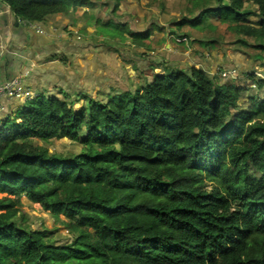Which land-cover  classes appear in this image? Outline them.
<instances>
[{
    "label": "trees",
    "instance_id": "16d2710c",
    "mask_svg": "<svg viewBox=\"0 0 264 264\" xmlns=\"http://www.w3.org/2000/svg\"><path fill=\"white\" fill-rule=\"evenodd\" d=\"M1 1L22 21L44 22L87 0ZM192 9L176 20L178 40L222 28L264 63V0ZM215 34L200 39L208 52L220 45ZM129 37L152 50L148 32ZM151 70L136 88L42 94L4 120L0 264H264V98L239 102L264 79L246 71L243 86L196 65ZM60 138L80 150L52 151ZM22 197L64 218L69 240L22 224Z\"/></svg>",
    "mask_w": 264,
    "mask_h": 264
},
{
    "label": "crops",
    "instance_id": "0c3cea01",
    "mask_svg": "<svg viewBox=\"0 0 264 264\" xmlns=\"http://www.w3.org/2000/svg\"><path fill=\"white\" fill-rule=\"evenodd\" d=\"M149 1L79 2L69 13L54 14L44 22H36L43 30L40 33L0 0V84L19 76L27 87L42 94L58 93L61 89L71 94L96 96L100 92L136 88L150 81L151 76H144L143 72L152 67L153 73L164 72L165 65L185 67L199 63L204 68L201 59L192 64L180 60L188 56V49L195 48L196 44H185V52L179 45L177 50L169 48L163 26L154 20L150 22V17L156 14H151ZM102 25L119 33H102ZM130 32H148L152 50L133 44ZM126 41L130 51L121 61L119 52L123 51ZM204 60L207 62L204 69L212 75L218 74L221 58ZM222 69L237 71L235 65L228 63ZM2 103L5 108L0 111V127L26 104L6 98Z\"/></svg>",
    "mask_w": 264,
    "mask_h": 264
},
{
    "label": "rangeland",
    "instance_id": "374dc122",
    "mask_svg": "<svg viewBox=\"0 0 264 264\" xmlns=\"http://www.w3.org/2000/svg\"><path fill=\"white\" fill-rule=\"evenodd\" d=\"M151 1V14H156V17H150V22L153 20L161 24L163 26L164 31L166 32V41L168 44H170V49L177 50L179 41H184L188 46H191V42H196L197 47L196 48H189L188 49V56H182L180 57L183 61H187V63L198 61L201 63L202 66L205 68L207 67L205 64L207 63L204 58H207L208 61L214 60L216 57H220L222 60V63L220 64V70L219 72H223L222 67L228 63L229 65H235L237 69V73L235 74L236 78L242 79L241 84L243 86L249 85V78L246 77V71H249L250 73H255L256 76H258V73H261L264 75V63L258 62L257 57L254 56V52L246 51V54L243 53V48L241 47L237 35H224L223 29L220 28L219 31L215 32L214 30L210 29L209 27H206L205 29L199 28L197 30L192 31V37L189 38H182L178 40V35L183 33V31L178 30L176 25V20H180V18L184 15L191 16L197 15L200 10L198 9H192L193 4L197 2V0H150ZM149 1V2H150ZM158 5H161L162 8H159ZM160 13H159V9ZM155 10V11H154ZM172 23V30H174L173 33L171 32V24ZM203 29V30H202ZM102 33H108L109 35L118 34V30L113 28H108L107 26H101ZM203 31V32H202ZM170 33V34H169ZM216 33V34H215ZM216 35L217 40L219 41V44L216 48L210 50L208 52L207 47L205 44H203L200 39L204 38L206 36L210 35ZM153 36V35H152ZM197 38V40H196ZM193 39V40H192ZM204 40H207L204 38ZM248 40L250 42H254L252 39ZM120 47V46H119ZM123 48V47H122ZM130 51V44L128 41L124 43L123 51L119 52L121 54V61L124 56H126ZM214 52V53H213ZM178 56V55H177ZM185 59V60H184ZM260 63V64H259ZM195 65V64H193ZM197 67H200V64L198 63L196 65ZM206 69V68H205ZM260 71V72H259ZM212 75V74H210ZM216 75V74H215ZM151 76V75H150ZM213 76V75H212ZM217 76V75H216ZM152 79V76H151ZM235 79V78H231ZM260 97L264 98V88L258 89V87L255 84H251L247 90L243 91L241 93V102L242 100H249L252 97ZM236 112V110L234 111ZM50 149L52 151L58 150L62 151L63 153H68V151L71 150H80V147L77 145V143L72 142L70 139L66 138H60L56 139L53 143V145L50 146ZM251 172H254V169H251ZM258 175V173H257ZM2 194H0V197ZM23 204L21 205V209L23 212L21 213L22 218H19V221L21 220L22 224L32 227L33 229L36 228H43L50 231L51 237H53L57 243L63 244L66 243L69 240L70 233L66 229V226L63 219L56 220V218L51 214L50 211L45 210L40 204L38 203H31L26 197L21 198Z\"/></svg>",
    "mask_w": 264,
    "mask_h": 264
},
{
    "label": "built area",
    "instance_id": "2783aa9c",
    "mask_svg": "<svg viewBox=\"0 0 264 264\" xmlns=\"http://www.w3.org/2000/svg\"><path fill=\"white\" fill-rule=\"evenodd\" d=\"M26 24L35 27L38 32L42 33L43 30L36 24V22H27L23 21ZM223 72H219V75L222 78L230 79L235 78V74L237 73L235 70H222ZM258 76L264 79V75L258 73ZM42 95L41 92L35 91L29 87H27L22 77H13L7 80L6 82L0 84V111L4 110V105L2 103L3 99H17L24 103H28L34 99H37Z\"/></svg>",
    "mask_w": 264,
    "mask_h": 264
},
{
    "label": "water",
    "instance_id": "95a60500",
    "mask_svg": "<svg viewBox=\"0 0 264 264\" xmlns=\"http://www.w3.org/2000/svg\"><path fill=\"white\" fill-rule=\"evenodd\" d=\"M67 139V138H66Z\"/></svg>",
    "mask_w": 264,
    "mask_h": 264
}]
</instances>
